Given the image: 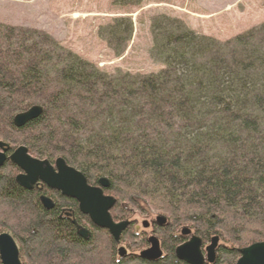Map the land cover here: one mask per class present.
<instances>
[{
	"label": "trees",
	"instance_id": "1",
	"mask_svg": "<svg viewBox=\"0 0 264 264\" xmlns=\"http://www.w3.org/2000/svg\"><path fill=\"white\" fill-rule=\"evenodd\" d=\"M132 31L119 18L99 35L119 57ZM151 35L159 72L108 75L48 36L0 23V141L34 158H61L91 186L106 179L114 222L160 215L169 224L159 232L161 259H118L106 230L77 213L91 232L84 241L58 219V205L75 210L74 201L45 210L37 193L17 187L18 170L7 162L0 233L14 239L21 264H183L173 254L182 227L220 238L232 262L235 249L264 243V24L218 42L159 15ZM34 106L40 116L17 128L14 117ZM120 242L144 244L126 231Z\"/></svg>",
	"mask_w": 264,
	"mask_h": 264
},
{
	"label": "rangeland",
	"instance_id": "2",
	"mask_svg": "<svg viewBox=\"0 0 264 264\" xmlns=\"http://www.w3.org/2000/svg\"><path fill=\"white\" fill-rule=\"evenodd\" d=\"M0 0V23L48 36L63 51L108 75L146 76L162 68L151 59V23L163 15L199 36L225 42L264 24V0ZM132 22L131 39L116 57L99 35L113 20ZM134 216L135 228L143 230ZM187 228V227H186ZM149 233V230L145 231ZM148 236V235H147Z\"/></svg>",
	"mask_w": 264,
	"mask_h": 264
},
{
	"label": "water",
	"instance_id": "3",
	"mask_svg": "<svg viewBox=\"0 0 264 264\" xmlns=\"http://www.w3.org/2000/svg\"><path fill=\"white\" fill-rule=\"evenodd\" d=\"M41 114V108L34 106L28 111L17 114L13 123L20 128L28 122L38 118ZM4 145L0 143V167L5 161L3 149ZM8 160L17 166L23 175L16 177V182L25 189H31L37 182L42 183L47 188L55 190L61 196L73 199L78 204L79 212L86 216L91 224L98 229L106 230L110 236L118 242L120 234L129 225L124 221L115 223L112 221L109 211L115 204V199L111 196H104L102 189H108L109 183L106 179L98 181V186L91 187L87 184L85 177L75 169L67 166L62 159L54 162V167L47 161H40L31 158L24 147L17 148L8 158ZM43 208L52 209L53 205L45 198L40 199ZM156 221L164 224V217H157ZM79 236L87 239L89 233L86 230H80ZM216 238H213L208 252H212ZM150 249L142 252L138 257L149 261L156 260L161 256L158 243L155 238L149 239ZM200 242L196 238H192L188 243L180 246L175 251L178 260L187 264H202L200 254ZM120 256H124L123 249H119ZM212 255V254H211ZM209 256L208 260H211ZM0 261L1 264H20L18 260V252L12 238L7 234L0 235ZM237 264H264V243H256L241 251V258Z\"/></svg>",
	"mask_w": 264,
	"mask_h": 264
},
{
	"label": "flooded vegetation",
	"instance_id": "4",
	"mask_svg": "<svg viewBox=\"0 0 264 264\" xmlns=\"http://www.w3.org/2000/svg\"><path fill=\"white\" fill-rule=\"evenodd\" d=\"M1 144L4 145L3 149H6V152L4 153V156H5V161L3 163V165L0 167V171L1 169L3 168V166L8 162L10 164H12L8 158L9 156L17 149H13L11 150V148L4 142H1ZM18 147H24L26 150L27 148L23 145L21 146H18ZM0 152H1V149H0ZM27 153H28V150H27ZM29 155V153H28ZM30 156V155H29ZM31 158L33 159H36V160H40V161H47V160H42V159H38V158H34L32 156H30ZM57 159H61V158H57ZM55 159L54 161L52 162H49L47 161L51 166L54 167V162L57 160ZM63 160V159H62ZM64 161V160H63ZM65 162V161H64ZM66 164V163H65ZM17 170H18V173L15 175L14 177V183L17 185L18 188H20L21 190H24L26 192H34V193H37L38 197H37V201L40 203V205L42 206V203L40 201L41 198H45L47 200H49L51 202V204L53 205L52 209L50 210H47V211H52L56 205H58L56 203L57 200H59L60 198H65V199H69V200H72L75 202L76 204V211L74 210V208H71V207H67V205L64 204L63 205H58V208H57V212L59 211V215H58V219L61 221V222H65L67 223L69 226L72 227L75 235L77 237H79L80 239L84 240V241H87L91 238V232H90V229L86 228V227H83L82 225L79 224V221H80V218H78L77 216V213L79 215H82L79 210H78V204L75 200L73 199H70V198H67V197H64V196H61V194L55 190H51L49 188H47L45 185H43L42 183L40 182H37L35 185L32 186L31 189H25L23 187H21L19 184H17L16 182V177L17 176H21L23 175V173L19 170V168H17L16 165L12 164ZM67 165V164H66ZM69 166V165H67ZM71 167V166H69ZM72 168V167H71ZM74 169V168H73ZM76 170V169H75ZM77 171V170H76ZM79 172V171H78ZM83 175V174H82ZM87 181V180H86ZM88 184V183H87ZM89 185V184H88ZM91 186V185H89ZM96 186V185H95ZM95 186H91V187H95ZM55 193H57L59 196H56ZM43 207V206H42ZM46 210V209H45ZM110 215V214H109ZM84 216V215H83ZM86 217V216H85ZM111 217V216H110ZM87 218V217H86ZM88 219V218H87ZM112 219V218H111ZM89 221V219H88ZM113 221V220H112ZM127 222H129V225L126 227V229L124 231H126L127 234H131L132 236H136V237H139L140 238V243H144L142 245V247L139 246V250H132L130 248V246L128 244H122L120 242V237H121V234L124 232H122L120 234V237H119V240L117 242V249H116V255H117V258L118 259H124L128 256H133L134 254H137V255H140L142 252H145L147 251L148 249H150V243H149V239L150 238H155L157 243H158V247H159V251L161 252V255L163 257V240L161 239V236L159 234L160 231L164 232L165 229L167 230V227H169V224L167 222V220L165 221L164 224H160L156 221V218L151 220L150 222L148 221H142L141 222V225L140 227L143 229V230H138L135 228V220H126ZM90 222V221H89ZM114 222V221H113ZM120 222H124V221H120ZM120 222H115V223H120ZM91 224V222H90ZM92 225V224H91ZM86 230L88 233H89V237L87 239H83L81 236H79V231L80 230ZM149 230V233H145V231ZM107 232V231H106ZM108 233V232H107ZM1 234H7L9 235L8 233H0ZM108 235L110 236V234L108 233ZM148 235V236H147ZM10 236V235H9ZM177 236L180 238V243L179 245H177L174 249V257L176 258L175 256V251L178 247L180 246H183L185 245L186 243H188L192 238H196L199 240L200 242V247H199V250H200V254H201V257H202V264H237V262L240 260L241 258V251L242 249H235L234 250V260L233 262L231 261L230 259V255H229V259L227 260L226 258L223 259L222 257V254H225V252L227 251V245L220 240V238H218L217 236H213L209 239H202L198 236H196L191 229L189 228H186V227H182L179 229L178 233H177ZM11 237V236H10ZM111 237V236H110ZM12 238V237H11ZM112 238V237H111ZM213 238H216V241L214 243V246H213V249H212V252H208V247L211 246V242L213 240ZM13 242L15 243L16 245V248H17V252H18V260H19V263L21 264V261H20V256H19V249H18V245L16 244V242L14 241V239L12 238ZM113 240V239H112ZM253 244H256V243H253ZM253 244H250V245H247L246 248H248L249 246L253 245ZM119 249H123V251L125 252V255L124 256H120L119 254ZM227 253L229 254V252L227 251ZM212 254V255H211ZM209 256H212L211 257V260H208ZM141 259V258H140ZM177 259V258H176ZM143 261H146V262H156L157 260H152V261H149L147 259H141ZM178 260V259H177ZM180 261V260H179ZM182 262L183 264H187L183 261H180ZM0 264H1V261H0Z\"/></svg>",
	"mask_w": 264,
	"mask_h": 264
},
{
	"label": "bare ground",
	"instance_id": "5",
	"mask_svg": "<svg viewBox=\"0 0 264 264\" xmlns=\"http://www.w3.org/2000/svg\"><path fill=\"white\" fill-rule=\"evenodd\" d=\"M27 111H28V110H27ZM25 112H26V111H25ZM34 120H35V119H34ZM32 121H33V120H32ZM30 122H31V121H30ZM28 123H29V122H28ZM28 123H27V124H28ZM25 125H26V124H25ZM25 125H24V126H25ZM22 127H23V126H22ZM17 128H18V127H17ZM20 128H21V127H20ZM18 148H19V147H18ZM101 179H104V178H101ZM101 179H99V180H101ZM86 182H87V181H86ZM108 183H109V182H108ZM96 186H98V184H97ZM96 186H95V187H96ZM104 190H106V189H102V194H103L104 196L107 197V195L104 194ZM119 237H120V236H119ZM215 237H216V236H215ZM113 240H114V239H113ZM118 240H119V238H118ZM114 241H115V240H114ZM115 242H116V241H115ZM116 243H117V242H116ZM244 249H246V248H244ZM242 250H243V249H242ZM138 256H139V255H138ZM161 258H162V255H161L159 258H157V259H161ZM157 259H156V260H157Z\"/></svg>",
	"mask_w": 264,
	"mask_h": 264
}]
</instances>
